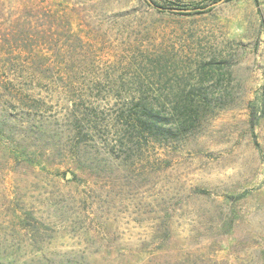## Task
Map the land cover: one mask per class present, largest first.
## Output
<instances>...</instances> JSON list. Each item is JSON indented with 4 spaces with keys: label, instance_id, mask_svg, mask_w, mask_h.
Returning a JSON list of instances; mask_svg holds the SVG:
<instances>
[{
    "label": "rangeland",
    "instance_id": "1",
    "mask_svg": "<svg viewBox=\"0 0 264 264\" xmlns=\"http://www.w3.org/2000/svg\"><path fill=\"white\" fill-rule=\"evenodd\" d=\"M0 264H264V0H0Z\"/></svg>",
    "mask_w": 264,
    "mask_h": 264
},
{
    "label": "trees",
    "instance_id": "2",
    "mask_svg": "<svg viewBox=\"0 0 264 264\" xmlns=\"http://www.w3.org/2000/svg\"><path fill=\"white\" fill-rule=\"evenodd\" d=\"M198 92H195V89H192L190 91V96L189 98V104L186 106L185 110L186 113L188 114L187 117L189 120H193L195 117L197 118L199 116V110L195 106L196 100H198L197 96ZM159 116L153 113H148V115L145 116V119L143 120V125L146 131H149L152 134H160L161 126L159 125ZM138 121H141L140 118H138ZM193 122V121H191Z\"/></svg>",
    "mask_w": 264,
    "mask_h": 264
},
{
    "label": "crops",
    "instance_id": "3",
    "mask_svg": "<svg viewBox=\"0 0 264 264\" xmlns=\"http://www.w3.org/2000/svg\"><path fill=\"white\" fill-rule=\"evenodd\" d=\"M169 1L187 3V2H193V1H198V0H169Z\"/></svg>",
    "mask_w": 264,
    "mask_h": 264
}]
</instances>
